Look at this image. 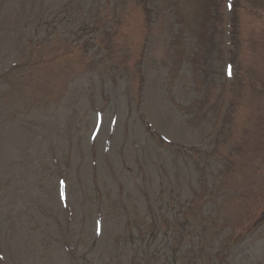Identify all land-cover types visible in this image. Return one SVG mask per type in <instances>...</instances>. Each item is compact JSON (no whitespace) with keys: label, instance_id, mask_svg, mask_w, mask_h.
Wrapping results in <instances>:
<instances>
[{"label":"rangeland","instance_id":"374dc122","mask_svg":"<svg viewBox=\"0 0 264 264\" xmlns=\"http://www.w3.org/2000/svg\"><path fill=\"white\" fill-rule=\"evenodd\" d=\"M146 1L0 0V264H264V0Z\"/></svg>","mask_w":264,"mask_h":264},{"label":"trees","instance_id":"16d2710c","mask_svg":"<svg viewBox=\"0 0 264 264\" xmlns=\"http://www.w3.org/2000/svg\"><path fill=\"white\" fill-rule=\"evenodd\" d=\"M154 3H157L158 5H160V0H152ZM144 2L146 3V6L148 4V2L146 0H144ZM151 14L152 15H157V16H160L161 15V11H160V7H157V10L155 9H152L151 10ZM140 264H149L148 262H146L145 260H142L140 262Z\"/></svg>","mask_w":264,"mask_h":264},{"label":"snow or ice","instance_id":"6c2138e0","mask_svg":"<svg viewBox=\"0 0 264 264\" xmlns=\"http://www.w3.org/2000/svg\"><path fill=\"white\" fill-rule=\"evenodd\" d=\"M229 7H231V3H229ZM230 74V73H229Z\"/></svg>","mask_w":264,"mask_h":264}]
</instances>
